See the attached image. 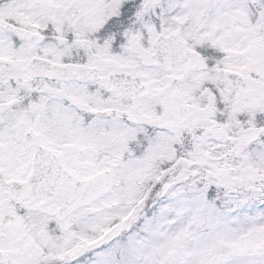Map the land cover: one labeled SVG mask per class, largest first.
<instances>
[{
    "label": "snow or ice",
    "instance_id": "1",
    "mask_svg": "<svg viewBox=\"0 0 264 264\" xmlns=\"http://www.w3.org/2000/svg\"><path fill=\"white\" fill-rule=\"evenodd\" d=\"M0 264H264V0H0Z\"/></svg>",
    "mask_w": 264,
    "mask_h": 264
}]
</instances>
